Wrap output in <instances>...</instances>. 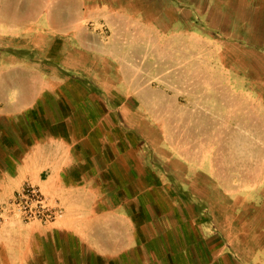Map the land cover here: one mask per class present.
I'll return each mask as SVG.
<instances>
[{"label":"rangeland","instance_id":"1","mask_svg":"<svg viewBox=\"0 0 264 264\" xmlns=\"http://www.w3.org/2000/svg\"><path fill=\"white\" fill-rule=\"evenodd\" d=\"M16 37L55 59L57 83L72 69L119 98L143 158L240 242L246 207L264 211V0H0V44Z\"/></svg>","mask_w":264,"mask_h":264},{"label":"crops","instance_id":"2","mask_svg":"<svg viewBox=\"0 0 264 264\" xmlns=\"http://www.w3.org/2000/svg\"><path fill=\"white\" fill-rule=\"evenodd\" d=\"M39 54L18 37L0 44V264H264L263 203L246 207L233 244L209 202L120 129L109 110L119 98L72 69L57 83L55 59ZM26 184L61 207L56 219L10 209Z\"/></svg>","mask_w":264,"mask_h":264},{"label":"built area","instance_id":"3","mask_svg":"<svg viewBox=\"0 0 264 264\" xmlns=\"http://www.w3.org/2000/svg\"><path fill=\"white\" fill-rule=\"evenodd\" d=\"M10 202L24 220L38 218L49 222L56 219L62 211L58 204L52 203L46 194L33 184H26Z\"/></svg>","mask_w":264,"mask_h":264}]
</instances>
